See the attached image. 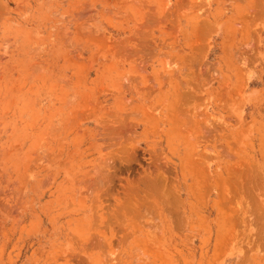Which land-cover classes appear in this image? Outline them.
<instances>
[{"label": "rangeland", "instance_id": "374dc122", "mask_svg": "<svg viewBox=\"0 0 264 264\" xmlns=\"http://www.w3.org/2000/svg\"><path fill=\"white\" fill-rule=\"evenodd\" d=\"M224 259L264 264V0H0V264Z\"/></svg>", "mask_w": 264, "mask_h": 264}, {"label": "crops", "instance_id": "0c3cea01", "mask_svg": "<svg viewBox=\"0 0 264 264\" xmlns=\"http://www.w3.org/2000/svg\"><path fill=\"white\" fill-rule=\"evenodd\" d=\"M227 256H228L227 258H229L231 254H228ZM231 262H232V259H224L222 263H217V264H232Z\"/></svg>", "mask_w": 264, "mask_h": 264}]
</instances>
